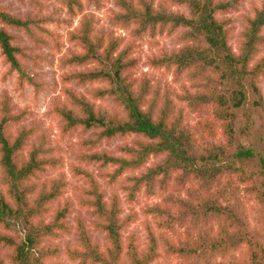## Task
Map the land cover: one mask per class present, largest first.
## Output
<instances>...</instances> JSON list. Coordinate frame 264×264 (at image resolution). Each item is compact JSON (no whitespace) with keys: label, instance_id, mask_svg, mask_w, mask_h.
<instances>
[{"label":"trees","instance_id":"16d2710c","mask_svg":"<svg viewBox=\"0 0 264 264\" xmlns=\"http://www.w3.org/2000/svg\"><path fill=\"white\" fill-rule=\"evenodd\" d=\"M115 1L120 12H112L113 22L123 29L131 28L135 41L186 30L182 36L185 46L171 52L161 50L149 63L153 68L175 67L178 77L182 71H189L195 90L183 87L181 100L206 117L194 127L183 125L178 116L171 120L169 98L158 111L159 92L155 90L150 97L149 80L136 76L138 61L132 57L135 42L120 39L113 33L99 34L95 17L82 15L85 3L100 6V0H61L71 16L69 25L81 16L78 26L67 33V41L80 50L61 60L64 68L74 69L62 76L63 93L69 103L57 104L52 111L63 122L62 135L77 129L92 132L90 138L80 142V147L90 152H83L78 159L109 168L110 172L105 174L109 185L154 159L139 175L128 179L129 185L124 190L129 202L136 200L143 187L153 190L157 182L166 187L173 177L181 187L197 183L189 199L175 200L181 209L178 216L167 211V207L149 209L150 213L166 217L167 225H183L188 217L214 218L221 225L223 236L219 237L209 232L192 235L187 228L188 239L176 249L178 255L195 261L203 259L210 264L218 254L226 256L240 250L233 256V263L264 264V247L246 226L242 205L228 184L234 178L241 182L264 180V157L238 142L250 136L255 125L253 113L259 112L264 119V102L258 86L264 77V55L261 54L264 2L254 6L234 48L231 20L219 19L218 14L236 11L242 0H174L178 5L187 6L188 15L174 12L169 5L155 0ZM51 22V18L13 15L0 3V53L10 70L18 74L19 90L34 80L22 62L30 58L27 50L14 44L15 37L9 28L24 30L37 43L45 45V37H49L54 49L60 52L63 45L59 42L60 35L43 26ZM32 26L41 38L34 37ZM72 83L98 84L92 92L93 100L111 99L121 108V114L95 105L70 87ZM26 115V109L15 113L7 98L0 102V245L11 249V264H47L48 258L57 256L60 250L57 246L45 245V241L69 230L65 222L69 202L52 208L62 198L67 183L57 179L40 189L32 184L49 167L55 168L56 160L44 142L28 146L35 133L33 128L22 126L18 132H12V127L21 124ZM262 127L264 130V123ZM130 135L142 139L133 146L120 147L122 155L97 150L103 141ZM71 170L74 176L84 180L87 189L82 190L85 195L82 203L100 220L96 227L107 234L110 245L106 250L94 245L80 222L77 228L80 246L68 249V256L79 259L81 264H124V261L153 264L158 257L153 234L146 251H139L132 244L125 247L122 231L130 218L121 217L119 198L115 196L110 203L106 201L97 177L82 165H75ZM0 264L6 263L0 258Z\"/></svg>","mask_w":264,"mask_h":264},{"label":"rangeland","instance_id":"374dc122","mask_svg":"<svg viewBox=\"0 0 264 264\" xmlns=\"http://www.w3.org/2000/svg\"><path fill=\"white\" fill-rule=\"evenodd\" d=\"M156 3H165L170 10L189 14L187 6L178 5L174 0H155ZM264 0H242L236 11L218 14L219 19L231 20V44L234 48L238 46L240 34L246 25L247 18L253 14L254 6L261 5ZM1 5L11 14L19 17L32 18H51L52 22L43 25L45 28L60 35L59 42L62 45L61 51L54 49V42L45 37L47 44L37 43L24 30L9 28V32L15 37L14 44L27 50L29 59H23L22 62L27 73L33 78V84H26L23 90L17 87L16 72L10 70L9 65L5 64L3 56L0 53V102L7 98L10 106L15 113L27 110V115L21 124L12 127V132L16 133L21 130L22 126L33 128L35 133L28 143L44 142L46 148L52 149V156L55 161V168L49 167L45 174H40L33 181L37 189L42 186H49L53 180L60 179L67 183L64 194L59 202H54L52 208H58V204L69 202V213L65 220L68 231L61 233L56 238H48L45 245L57 246L60 250L57 256L49 257L47 264L61 262L62 264H81L78 260H72L66 251L68 249L79 248L78 225H84L87 229L88 237L91 242L98 244L102 250H106L110 243L107 234L96 225L100 222L97 216H93L90 208L82 203L85 198L82 190L87 189L83 179L74 176L71 168L75 165H82L88 171L92 172L98 179L101 192L104 193L105 200L109 203L116 196L119 198L121 207V217L130 218L122 231L124 246L132 244L138 247L139 251H146L151 246L150 234L152 233L157 242L158 257L153 264H206L204 260L195 261L185 258L175 253L177 248L186 240L187 228L190 234L197 232H209L214 237H219L220 224L214 218L194 219L188 217L187 221L182 224L166 223V217L150 213L149 209L155 206L167 207L172 215L180 214V207L175 202L180 199H189L190 192L196 188L197 183L188 184L181 187L176 178H171L166 187H161L159 182L153 190L148 191L143 187L134 202H129L126 197L124 186L129 185V178L132 175H139L147 166L154 162L152 159L146 166L139 170L125 173L115 184L109 185L105 174L110 172L109 168H100L98 164L82 163L78 158L83 152H90L80 147V142L84 138H90L92 132L84 133L81 129L72 131L69 135H62V120L52 114L57 104L66 103V97L63 93L62 76L71 69L64 68L61 64L62 58L71 54V52L80 50L76 45L67 41V33L78 26V17L72 25L68 24L71 19L67 8L62 4L61 0H0ZM100 6L85 3L82 15H93L96 21V31L99 34H114L120 39L125 38L126 41L132 40L136 44L132 57L138 61L136 68V76L144 81L150 82L151 94L153 96L155 90L159 92L157 110L160 111L166 98L172 101L169 117L173 120L178 116L182 124L189 127L196 126L206 116L201 115L195 109H192L188 102L182 101L181 96L184 93L183 87L194 91L192 85L194 81L190 79L192 75L189 71H182L178 77L175 67L167 69L153 68L149 60L155 55L158 56L161 50L171 52L185 46L182 36L186 32L185 29H179L171 34H161L155 39L146 36L143 40H137L131 36V28L123 29L121 26L114 24L112 12H120L115 0H100ZM31 31L34 37L41 38L40 32L36 31L33 26ZM264 55V48H262ZM218 77V76H217ZM216 77V78H217ZM98 84L77 85L72 83V87L77 93L85 96L89 101L102 109H107L113 113L121 114V108L111 99L103 101L93 100L92 92ZM258 86L262 93L264 102V77H261ZM254 99V98H252ZM206 115V114H205ZM239 117H243V111L239 113ZM252 118L255 122L249 137L241 138L238 142L253 148L258 155L264 157V119L260 113H253ZM141 137L130 135L127 137H118L107 142L103 141L98 147V151H106L111 154L122 155L120 147L133 146L135 141L141 140ZM27 146V148H28ZM26 151L24 155H26ZM21 157V156H19ZM22 159V158H21ZM255 168V167H253ZM0 179L2 173L0 171ZM226 182V181H225ZM254 183V184H252ZM231 191L237 194V200L242 205V218L246 222V226L250 229L255 240L259 241L264 247V180H254L241 182L239 178H234L228 182ZM263 194L262 196H260ZM176 200V201H175ZM234 200V199H233ZM51 220V215L47 217ZM21 237L22 234L20 233ZM223 236V235H221ZM240 250L233 251L231 254L222 256L217 255L210 264H235L232 262L233 256H237ZM11 249L0 245V258L6 263L11 264ZM124 264L127 262L124 261ZM90 264V263H87Z\"/></svg>","mask_w":264,"mask_h":264}]
</instances>
